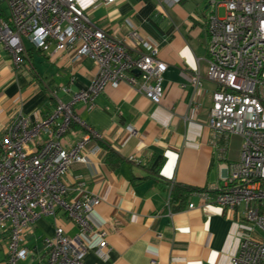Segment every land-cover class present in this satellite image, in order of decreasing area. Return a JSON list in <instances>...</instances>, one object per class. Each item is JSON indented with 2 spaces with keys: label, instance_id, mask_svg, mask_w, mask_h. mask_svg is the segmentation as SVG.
Wrapping results in <instances>:
<instances>
[{
  "label": "crops",
  "instance_id": "0c3cea01",
  "mask_svg": "<svg viewBox=\"0 0 264 264\" xmlns=\"http://www.w3.org/2000/svg\"><path fill=\"white\" fill-rule=\"evenodd\" d=\"M208 3L117 0L98 4L89 14L96 28L120 41L136 31L159 49L158 59L167 70L159 105L123 83L100 94L92 109L81 103L73 107L80 120L103 137L87 146V163L73 165L66 179L67 201L79 199V184L101 201L88 219L96 231L106 234L107 258L98 256L99 239L91 235L84 239V264H231L237 252L240 232L230 212L202 203L194 193L183 204L173 195L174 190L222 185L224 168L240 157V138L225 142L208 127L216 91L206 78ZM24 46L23 64L16 67L0 45V139L17 115L32 122L48 118L57 100L69 103L95 75V65L88 59L74 60L54 46L45 52L27 42ZM195 74L201 77L200 88L188 82ZM62 89L69 92L63 94ZM129 127L136 136L130 135ZM83 132L73 126L63 145L75 143ZM108 151L115 155L109 161ZM56 226L68 237L79 235L63 214L55 221L41 218L25 240L31 253L27 259L45 264L41 240L52 236ZM0 251L3 264L5 244Z\"/></svg>",
  "mask_w": 264,
  "mask_h": 264
},
{
  "label": "built area",
  "instance_id": "2783aa9c",
  "mask_svg": "<svg viewBox=\"0 0 264 264\" xmlns=\"http://www.w3.org/2000/svg\"><path fill=\"white\" fill-rule=\"evenodd\" d=\"M116 1L0 0V45L14 66L23 64L27 42L43 52L54 46L74 60L92 61L96 68L90 86L73 94L69 103L57 100L44 120L32 122L17 115L0 139L3 264L24 262L31 254L24 244L33 227L41 218L55 221L59 213L78 228L79 235L68 237L56 226L52 236L41 240L45 264H84V239L91 235L99 239L98 256L107 258L106 234L96 231L88 219L100 206V199L86 192L82 184L77 185L79 199H65L71 167L86 164L87 146L103 138L80 120L73 107L81 103L92 109L100 94L123 83L152 105H159L167 70L158 59L159 49L136 31L120 41L91 23L89 14L96 5ZM208 8L206 78L216 85L208 127L225 142L232 136L240 138L241 151L239 161L224 168L222 185L194 195L202 203L230 212L238 225L239 246L231 264H264V0H209ZM142 49L146 52H139ZM188 82L193 88L201 87L198 74ZM73 126L84 134L65 147L63 138ZM128 132L136 136L130 127ZM128 160L134 161V157Z\"/></svg>",
  "mask_w": 264,
  "mask_h": 264
},
{
  "label": "trees",
  "instance_id": "16d2710c",
  "mask_svg": "<svg viewBox=\"0 0 264 264\" xmlns=\"http://www.w3.org/2000/svg\"><path fill=\"white\" fill-rule=\"evenodd\" d=\"M115 155L112 154L111 151H108V161L113 159ZM182 192H178L177 190L173 191V195H174V201H181V203L183 204L185 202V200L187 199V197L195 192H199L198 190L195 189H183L181 190Z\"/></svg>",
  "mask_w": 264,
  "mask_h": 264
},
{
  "label": "rangeland",
  "instance_id": "374dc122",
  "mask_svg": "<svg viewBox=\"0 0 264 264\" xmlns=\"http://www.w3.org/2000/svg\"><path fill=\"white\" fill-rule=\"evenodd\" d=\"M224 11L222 9L219 10V15L222 17ZM1 252V251H0ZM1 253H0V258H1ZM19 264H38V261L36 259H27L25 262H20Z\"/></svg>",
  "mask_w": 264,
  "mask_h": 264
},
{
  "label": "water",
  "instance_id": "95a60500",
  "mask_svg": "<svg viewBox=\"0 0 264 264\" xmlns=\"http://www.w3.org/2000/svg\"><path fill=\"white\" fill-rule=\"evenodd\" d=\"M133 74L138 76L139 75V72L138 71H133Z\"/></svg>",
  "mask_w": 264,
  "mask_h": 264
}]
</instances>
